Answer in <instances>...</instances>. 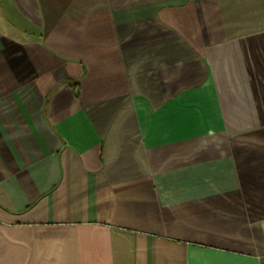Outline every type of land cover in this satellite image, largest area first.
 <instances>
[{"label":"crops","instance_id":"crops-1","mask_svg":"<svg viewBox=\"0 0 264 264\" xmlns=\"http://www.w3.org/2000/svg\"><path fill=\"white\" fill-rule=\"evenodd\" d=\"M0 264H264V0H0Z\"/></svg>","mask_w":264,"mask_h":264},{"label":"rangeland","instance_id":"rangeland-1","mask_svg":"<svg viewBox=\"0 0 264 264\" xmlns=\"http://www.w3.org/2000/svg\"><path fill=\"white\" fill-rule=\"evenodd\" d=\"M198 6L199 8L197 10V13L200 17L203 10L201 1H199ZM184 16V14H179V18L182 19L181 24L185 26V23L183 22ZM218 90L220 91V96L216 92L217 88H210V94L207 96H204V94L200 90L197 94L199 97L198 99H203V101H199L197 105H199L200 109L204 110L205 114L207 115L206 119H200V117H198L193 119L192 123H190V120H187L186 123L180 121V127L198 131L200 129H203L204 125L208 126L214 124L216 126H224L228 129H236L241 126L249 125L252 120L247 118L239 119L235 117V104L233 103L232 95L229 96L228 94H226L227 92L224 88H218Z\"/></svg>","mask_w":264,"mask_h":264}]
</instances>
